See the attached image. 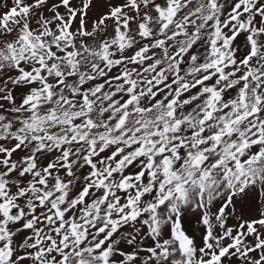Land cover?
<instances>
[{"label":"snow or ice","instance_id":"snow-or-ice-1","mask_svg":"<svg viewBox=\"0 0 264 264\" xmlns=\"http://www.w3.org/2000/svg\"><path fill=\"white\" fill-rule=\"evenodd\" d=\"M0 264H264V0H0Z\"/></svg>","mask_w":264,"mask_h":264}]
</instances>
